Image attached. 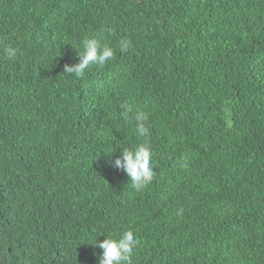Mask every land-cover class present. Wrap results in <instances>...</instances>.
Here are the masks:
<instances>
[{"label":"trees","instance_id":"obj_1","mask_svg":"<svg viewBox=\"0 0 264 264\" xmlns=\"http://www.w3.org/2000/svg\"><path fill=\"white\" fill-rule=\"evenodd\" d=\"M85 38L114 59L63 72ZM137 110L141 191L109 165ZM126 230L133 264H264V0H0V264H98Z\"/></svg>","mask_w":264,"mask_h":264},{"label":"clouds","instance_id":"obj_2","mask_svg":"<svg viewBox=\"0 0 264 264\" xmlns=\"http://www.w3.org/2000/svg\"><path fill=\"white\" fill-rule=\"evenodd\" d=\"M118 44L121 51H125L131 46V42L127 38L120 39ZM3 51L7 58L14 59L18 49L11 44H6L3 46ZM115 54L114 48L103 43L100 39L85 38L81 50L76 52L78 62L72 65L66 64L63 72L81 77L86 70L93 66L103 68L114 59ZM122 109L120 114L122 119L129 120V114L132 113L131 106L125 104L122 105ZM131 119L135 121V133L138 137L145 138V142L120 149V155L110 160L109 165L126 173L131 188L141 191L151 183L155 175L153 152L146 142V138L150 135V129L146 126L149 117L146 112L137 110ZM183 167H187V163ZM183 211V208L178 209L177 215H181ZM138 243L139 240L133 231L126 230L119 235L105 237L103 241L98 242L95 239L94 244L91 245L102 250L98 255V264H133L132 255Z\"/></svg>","mask_w":264,"mask_h":264}]
</instances>
